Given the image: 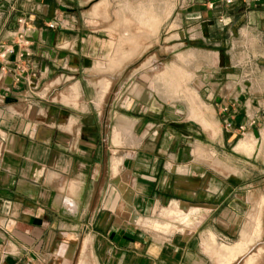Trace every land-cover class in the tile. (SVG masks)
I'll return each instance as SVG.
<instances>
[{"label":"rangeland","instance_id":"rangeland-1","mask_svg":"<svg viewBox=\"0 0 264 264\" xmlns=\"http://www.w3.org/2000/svg\"><path fill=\"white\" fill-rule=\"evenodd\" d=\"M62 2L66 4L65 10L77 17L81 33H88L79 37L85 38V47L90 44L85 57L93 59L99 69L97 101L101 106H113V111L109 110L108 114L103 111L100 117L116 125L121 134V143L115 144L111 136L113 126L107 132L99 130V138L108 140L110 163L113 156L114 162H119V158L122 161L108 201L116 221L114 264H122V257L125 264L127 261L129 264H220L206 248L205 235L209 232L214 233L219 247L251 243L248 251L232 264H247L249 257L255 256L254 264H264V135H261L264 113L258 104L259 94L254 91L253 96L241 92L229 99V94L221 88L231 79L242 81V76L247 82L264 78V71L254 66L264 60L263 38L255 33L242 37L251 32L241 28L245 20L238 15L233 18L236 25L230 35L227 25L217 24L220 11L212 13L202 8L203 0ZM154 16L162 21L156 22ZM179 53L185 59L179 58L183 57ZM231 62L238 66L251 62L253 67L250 65L245 73L239 71L235 76H227L226 70L221 69ZM36 73L37 77L41 76L40 71ZM107 79L110 86L101 99L103 82ZM66 84L69 85L56 84L53 91ZM36 86L35 83L33 87L37 91L43 90L41 84ZM192 93L196 96H191ZM233 108L242 116V123L235 120ZM50 118L54 121V115ZM245 136L256 138L250 154L236 149ZM198 154L202 158L197 159ZM151 155L156 156L157 169L153 168L155 160L150 161ZM191 162L205 166L207 171L191 176L190 170L187 174ZM151 171H157L158 195L146 194L148 198L140 197L137 203L136 192L142 182L138 174H151ZM192 178L199 185L198 190L206 191L208 186L207 191L213 198L218 197L217 202L203 206L192 203L188 186ZM238 196L250 200L244 213L230 208L231 201ZM176 204L187 213L194 206L201 211L191 217L189 226L179 225L178 218L172 222L181 228L166 231L152 226L155 220L166 223L165 211ZM208 206L214 210L211 218L205 214ZM256 214L260 215L261 232L247 234L244 240L246 225H252Z\"/></svg>","mask_w":264,"mask_h":264},{"label":"crops","instance_id":"crops-1","mask_svg":"<svg viewBox=\"0 0 264 264\" xmlns=\"http://www.w3.org/2000/svg\"><path fill=\"white\" fill-rule=\"evenodd\" d=\"M62 1L0 0V43H16L11 30L19 27V16H25L32 28L28 34L32 53L22 58L25 71L21 79H15L14 68L4 72L0 61V264L115 263L116 221L108 205L115 178L112 167L115 158L110 163L108 140L99 138V130L107 132L113 126L111 136L115 144L121 143V134L116 125L100 117L113 106H101L97 101L99 69L93 59L85 57L90 44L85 47V38L79 37L88 33H81L77 17L65 10ZM201 7L206 9L204 4ZM223 9L227 31L235 30L233 18L238 15L245 20L241 28L251 32L242 37L255 33L264 40V4L248 7L237 3ZM52 20L58 22L56 27L48 25ZM245 62L242 66L231 62L221 70H226L227 76H235L239 71L242 74L250 65L253 67V63ZM260 62L254 66L264 71V60ZM36 71L41 72L40 77ZM246 79L245 76L242 81L231 79L221 88L229 94V99L241 92L259 94L258 104L264 113V78L256 82ZM63 82L69 85L53 91L56 84ZM108 82V79L103 82L101 99L108 90L105 89ZM35 83L38 87L41 84L43 90L37 91L33 87ZM58 97L61 99L57 100ZM251 99L248 98V106ZM233 109L235 120L242 123L237 108ZM126 132L129 134L130 129ZM250 138L256 139L245 136L243 140L252 142ZM246 149L250 154L251 150ZM152 158L153 168L157 169L156 156L151 155L150 161ZM198 158L202 156L198 154ZM190 170L191 176L207 171L205 166L193 162L187 174ZM138 175L142 182L136 192L137 203L140 197L148 198L146 194L158 195L157 171ZM188 186L189 199L195 205L217 202L218 197L211 196L208 186L206 191H200L194 179ZM219 199L221 202L222 198ZM249 203V199L238 196L231 201L230 208L244 213ZM205 209L206 216L211 218L214 210L210 206ZM259 216H253L252 225L242 230L245 238L247 234L257 233ZM211 233H206L205 240L213 243Z\"/></svg>","mask_w":264,"mask_h":264},{"label":"bare ground","instance_id":"bare-ground-1","mask_svg":"<svg viewBox=\"0 0 264 264\" xmlns=\"http://www.w3.org/2000/svg\"><path fill=\"white\" fill-rule=\"evenodd\" d=\"M146 7V6H145ZM150 7V6H149ZM145 9V8H144ZM149 9V8H148ZM143 10V9H142ZM150 10V9H149ZM148 10V11H149ZM145 12V11H144ZM147 12V11H146ZM148 13V12H147ZM145 14V13H144ZM141 15V14H140ZM155 15V14H154ZM162 16V15H161ZM141 17L142 16H140V19H141ZM144 18H145V16H144ZM152 18H154L155 19V21L156 22H160V21H162L160 18H158L157 19V17H152ZM142 19H143V17H142ZM144 22H145V20H144ZM147 23H149L150 22V18L146 21ZM158 23H156V24H158ZM152 25H153V23H152ZM157 25H155V27L154 28H157L156 27ZM153 31V30H152ZM179 54H181V53H179ZM181 55H183V54H181ZM188 55V54H187ZM193 55H195V53L193 52ZM186 56V55H185ZM183 57H184V55H183ZM183 57H181V56H179V58H181L182 60L183 59H185V57L183 58ZM188 59H190V58H188ZM186 62V61H185ZM189 62V61H188ZM173 64H175V63H173ZM177 65V64H176ZM172 66V65H171ZM174 66V65H173ZM172 66V67H173ZM167 68V67H166ZM176 68V67H175ZM178 68V67H177ZM176 68V70H178V69H181V68H178L177 69ZM172 70V69H171ZM170 70V71H171ZM175 70V69H174ZM175 70V71H176ZM182 70V69H181ZM166 71V70H165ZM164 71V72H165ZM168 71V70H167ZM177 72V71H176ZM179 72V71H178ZM185 72V71H184ZM173 73V72H172ZM171 73V74H172ZM183 73V72H182ZM175 74V73H174ZM173 74V75H174ZM176 74H178V73H176ZM180 75V74H179ZM182 75V74H181ZM180 75V76H181ZM183 75H184V73H183ZM177 76V75H176ZM179 76V78H181ZM185 76H186V73H185ZM170 77V76H169ZM174 77V76H173ZM179 78H177V79H179ZM182 78H184V77H182ZM174 79V78H173ZM175 80V79H174ZM106 83V82H105ZM163 84H165V83H163ZM168 84V83H167ZM181 84V83H180ZM109 86H110V83L108 82L107 84H106V88L105 89H108L109 88ZM187 86V85H186ZM167 87V86H166ZM171 87H172V85H171ZM170 87V88H171ZM175 87V86H174ZM181 87V86H180ZM173 88V87H172ZM186 88V87H185ZM180 89V88H179ZM177 90V89H176ZM181 90V89H180ZM187 90V89H186ZM189 90V89H188ZM175 91V90H174ZM173 91V92H174ZM170 92V91H169ZM172 92V93H173ZM183 92V91H182ZM177 93V92H176ZM180 93V92H179ZM178 93V94H179ZM187 93H188V91H187ZM190 94V93H189ZM194 93H192L191 94V96L193 95ZM195 95V94H194ZM193 95V96H194ZM190 96V97H191ZM196 96V95H195ZM181 97H182V95H181ZM185 98V97H184ZM187 98V97H186ZM196 98V97H195ZM188 99H189V97H188ZM197 99V98H196ZM193 100V99H192ZM191 100V101H192ZM188 101H190V100H188ZM193 102V101H192ZM192 102H190V103H192ZM197 106V105H196ZM199 106H201V105H199ZM202 107V106H201ZM200 108V107H199ZM203 108V107H202ZM202 108H200L201 110H202ZM210 108V107H209ZM194 110V109H193ZM202 114V113H201ZM200 114V115H201ZM195 115V113L193 114V116ZM204 116V115H203ZM195 117V116H194ZM201 118V117H200ZM199 118V119H200ZM206 120V119H205ZM209 121V120H208ZM205 122V124L207 125V120L206 121H204ZM212 122V121H211ZM211 122H209V123H211ZM209 123H208V127H209ZM212 124H214V123H212ZM211 125V124H210ZM212 126V125H211ZM217 131V130H216ZM215 132V131H214ZM116 134V133H115ZM251 139V138H250ZM114 140V139H113ZM252 140V139H251ZM256 140V139H255ZM253 141L252 140V142L250 141L249 142V140H242V141H240V145H238V149L239 150H244V149H246V148H249L250 150H252L253 148H254V146H255V143H256V141ZM116 141V140H115ZM123 142V141H122ZM116 144H118V142L116 141ZM247 150V149H246ZM245 151V150H244ZM249 151V150H248ZM119 165H120V163L119 162H114V167H113V171H114V175H115V177L117 178V175H118V173H119ZM177 203V202H176ZM128 204H129V208L131 207V198L130 197H128ZM174 206V205H173ZM166 210V209H165ZM200 211H201V209H200V207H197V208H195V209H192L190 212H186V210L184 211L183 209H181V207L180 206H178L177 204L174 206V208H172V209H170L169 211H165V218H166V223H164V222H157L156 220V222L154 221V223H153V227H155V228H161V229H165L166 231H169L170 230V228H178L179 226H178V224H177V222L175 223H173L172 221L175 219V218H178L179 220H178V223H179V225L180 224H182L183 225V227H185V226H189L190 224H191V217L192 216H197V214H199L200 213ZM156 219V218H155ZM137 221L139 220V219H136ZM164 220V219H163ZM257 220V219H256ZM177 221V220H176ZM258 221V220H257ZM179 228H181V227H179ZM181 230V229H180ZM171 232V231H170ZM251 232V231H250ZM260 232H261V220L259 219V222H258V224H257V234L259 235L260 234ZM211 233V232H210ZM256 233V232H255ZM254 233V234H255ZM165 234V233H164ZM210 235H212V239H213V243H210L208 240L206 241V245H208L209 246V249H207L208 251H210L213 255H215L216 257H217V259H219L220 261V264H229V263H231V262H233V260L234 259H238V257L239 256H241V255H243L246 251H248V249H249V245H251V243L249 242V241H245V242H242L241 244H239L238 243V245L237 246H234L233 248H231V246L229 245V246H227V245H225V246H218V244L216 243V241H215V236H214V233L212 232ZM250 235H251V233H250ZM257 235V236H258ZM247 236V235H246ZM251 236H253V235H251ZM256 236V235H255ZM249 237V236H248ZM245 238V237H244ZM250 238V237H249ZM246 239V238H245ZM251 240V239H250ZM217 244H215V243ZM251 242H252V240H251ZM215 244V245H214ZM253 244V243H252ZM227 246V247H226ZM233 246V245H232ZM222 247V248H221ZM260 249V248H259ZM254 254V253H253ZM261 254V253H260ZM250 255V254H249ZM257 255V254H256ZM256 257V256H255ZM255 257L254 258H250L249 257V260H248V263L247 264H254L255 263ZM240 258V257H239ZM248 259V258H247ZM239 260V259H238ZM234 263V262H233ZM245 263H246V261H245ZM232 264V263H231Z\"/></svg>","mask_w":264,"mask_h":264},{"label":"built area","instance_id":"built-area-1","mask_svg":"<svg viewBox=\"0 0 264 264\" xmlns=\"http://www.w3.org/2000/svg\"><path fill=\"white\" fill-rule=\"evenodd\" d=\"M237 3H243L248 7H254L257 4H264V0H204V5L207 10L210 11H220L217 21L220 24H224L226 17L223 13V7L226 5H234ZM18 23L20 24L17 29L11 30V35L16 37L15 42L0 43V61L1 69L4 72H10L12 68L16 71V80H20L25 71L24 61L22 58L25 55H30L31 50V41L28 37V34L31 32V26L26 22L25 16L18 17ZM50 27H56L58 25L57 21H50ZM229 34L232 35L233 31H229ZM12 56H17L12 57Z\"/></svg>","mask_w":264,"mask_h":264}]
</instances>
